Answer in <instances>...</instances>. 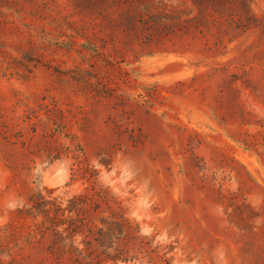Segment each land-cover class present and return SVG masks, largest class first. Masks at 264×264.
<instances>
[{"label": "rangeland", "instance_id": "rangeland-1", "mask_svg": "<svg viewBox=\"0 0 264 264\" xmlns=\"http://www.w3.org/2000/svg\"><path fill=\"white\" fill-rule=\"evenodd\" d=\"M0 264H264V0H0Z\"/></svg>", "mask_w": 264, "mask_h": 264}, {"label": "clouds", "instance_id": "clouds-1", "mask_svg": "<svg viewBox=\"0 0 264 264\" xmlns=\"http://www.w3.org/2000/svg\"><path fill=\"white\" fill-rule=\"evenodd\" d=\"M66 175V173L63 171V170H60V171H57V174H56V179L59 181V182H63L62 181V178ZM53 187L55 185H52Z\"/></svg>", "mask_w": 264, "mask_h": 264}]
</instances>
